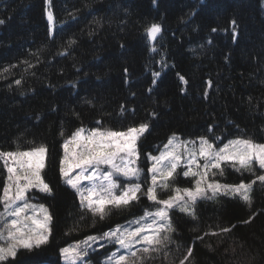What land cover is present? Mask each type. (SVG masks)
Returning a JSON list of instances; mask_svg holds the SVG:
<instances>
[{"label": "trees", "instance_id": "trees-1", "mask_svg": "<svg viewBox=\"0 0 264 264\" xmlns=\"http://www.w3.org/2000/svg\"><path fill=\"white\" fill-rule=\"evenodd\" d=\"M0 20V151L46 146L43 174L53 188L31 195L52 216L49 243L20 250L10 264H60L62 248L152 207L142 196L103 221L81 210L59 175L62 144L78 128L147 123L143 157L173 134L264 143V0H0ZM153 24L161 28L155 41ZM226 171L222 183L254 178ZM4 179L0 168V189ZM196 213V221L171 213L176 231L163 264H179L189 247V264H264V187L256 184L251 206L218 196L199 201ZM225 227L232 231L197 239ZM90 258L101 264L99 252Z\"/></svg>", "mask_w": 264, "mask_h": 264}, {"label": "snow or ice", "instance_id": "snow-or-ice-1", "mask_svg": "<svg viewBox=\"0 0 264 264\" xmlns=\"http://www.w3.org/2000/svg\"><path fill=\"white\" fill-rule=\"evenodd\" d=\"M48 20L53 23L51 11ZM147 31L149 39L155 41L161 28L153 24ZM29 67L33 65L29 64ZM9 71V68L3 70L4 73ZM15 84L21 85V80H16ZM148 130L147 123L127 130L81 127L65 139L59 175L77 194L82 211L103 221L114 210L124 211L139 204L142 196L155 206L146 208L142 216L127 226L116 225L100 236H88L62 248L60 254L65 264H88L89 251H94L93 246L97 244L103 247L101 241L118 246V251L108 257V264H151L157 259L163 264L169 260V246L173 243L171 234L176 231L171 215L174 210L196 221L198 201L230 196L251 206L254 185L259 183L264 187V143L237 137L221 146L217 143L219 136L181 141L173 134L158 156L148 157L151 166L145 189L135 181H139L143 173L138 164L141 155L138 142ZM209 132H212L211 128ZM47 157L48 149L44 145L31 150L0 151V163L6 172L0 189V264L15 261L22 249L30 252L49 243L52 216L47 207L32 203L29 196L33 191L48 196L53 194V188L43 174ZM226 167L241 173L250 172L254 178L247 183L243 180L238 184L221 183L216 176L223 177ZM178 169L183 171L178 172ZM180 175L191 179V187L175 186ZM118 178L133 182L122 186ZM165 191L170 193L167 198L160 195ZM252 218L244 223H250ZM231 231V227H225L218 232H205L197 239L222 236ZM192 255L193 248H187L179 264H189Z\"/></svg>", "mask_w": 264, "mask_h": 264}, {"label": "rangeland", "instance_id": "rangeland-1", "mask_svg": "<svg viewBox=\"0 0 264 264\" xmlns=\"http://www.w3.org/2000/svg\"><path fill=\"white\" fill-rule=\"evenodd\" d=\"M85 129H88V130H91L90 128H85ZM172 137V136H171ZM179 138V137H178ZM181 140V139H180ZM181 141H187V140H181ZM198 141V140H197ZM228 142V141H227ZM226 142V143H227ZM64 143V142H63ZM167 143V142H166ZM165 143V144H166ZM63 145V144H62ZM164 146V145H163ZM163 146L158 150V152H156V153H154V154H147V156L146 157H143L142 155H140V160L138 161V164H139V167L143 170V173H142V175H141V177H140V179H139V181H135V182H139V183H141V185L146 189L147 188V186H148V184L146 183V180H148V178H149V173H148V168L151 166V164H150V161H149V159H148V157L151 155V156H158L159 154H160V151H162L163 150ZM222 146V145H221ZM62 152H63V148H62ZM62 156H63V154H62ZM144 162H146V165H144ZM0 168L4 171V175H5V177H6V172H5V170H4V168H3V165H2V163H0ZM226 170H229L230 172L232 171L233 173H236V174H238V175H241L242 173L241 172H237V171H235L233 168H231V167H226L225 168V174H224V176L223 177H221V176H219V175H217L216 176V179L217 180H219L221 183H222V181L220 180V179H227L228 177H229V175L226 173L227 171ZM183 171V169H178V172H182ZM243 173H245V174H251L250 172H247V171H244ZM118 180L119 181H122V186H123V184H128V183H132L133 181H126V180H123V178H118ZM188 180H190L191 181V179H188ZM188 181H187V179L186 178H184L182 175H180L177 179H176V181H175V186H178V187H181V188H183V187H191V184H192V181H191V183L189 184V183H187ZM85 183H87V182H85ZM259 184V183H258ZM68 186V185H67ZM255 186L256 185H254V188H255ZM170 193L168 192V191H165V192H161L160 193V195L163 197V198H167V196L169 195ZM32 192L31 193H29V196L32 198ZM217 198V197H216ZM216 198H214V199H216ZM207 200H212V199H207ZM200 201H202V200H200ZM31 202L32 203H36V202H34L33 201V199L31 200ZM199 202V201H198ZM36 204H38V203H36ZM151 208H154L155 206L154 205H152L151 204ZM150 208V209H151ZM1 210H2V208H1ZM144 214V211L142 212V214L140 215V216H142ZM140 216H138V217H140ZM138 217H135L134 219H136V218H138ZM134 219H132V220H134ZM132 220H129V221H127L126 223H124V224H121V225H125V226H127L128 224H129V222L130 221H132ZM98 236H100V235H98ZM86 239V238H85ZM84 240V239H83ZM80 241H82V240H80ZM79 242V241H78ZM75 243H77V242H74V243H71V244H69V245H67L66 247H68V246H70V245H73V244H75ZM101 244H103V247H101L100 246V244H97V245H94L93 247H94V251L93 250H90L89 251V256H88V258H87V262H88V264H94V259H91L90 258V255L91 254H94V253H98L99 252V261L101 262V264H108V257L113 253V252H117L118 251V246L117 245H113V244H111V243H107V242H104V241H101ZM60 264H65V260H64V258L61 256V254H60Z\"/></svg>", "mask_w": 264, "mask_h": 264}]
</instances>
